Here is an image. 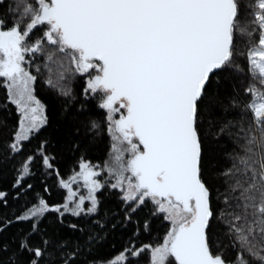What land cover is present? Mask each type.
<instances>
[{
	"label": "snow or ice",
	"instance_id": "6c2138e0",
	"mask_svg": "<svg viewBox=\"0 0 264 264\" xmlns=\"http://www.w3.org/2000/svg\"><path fill=\"white\" fill-rule=\"evenodd\" d=\"M0 87V264H264V0H0Z\"/></svg>",
	"mask_w": 264,
	"mask_h": 264
},
{
	"label": "trees",
	"instance_id": "16d2710c",
	"mask_svg": "<svg viewBox=\"0 0 264 264\" xmlns=\"http://www.w3.org/2000/svg\"><path fill=\"white\" fill-rule=\"evenodd\" d=\"M82 81L77 83V88L79 89ZM38 95L44 101L46 105H48V113L50 116V120L52 121L53 127L49 128L48 131L52 133L54 138H58V134L63 130L64 121L61 118V104L62 99L59 98L56 93L47 87L43 89H38ZM5 109L7 112H5ZM7 115V119L10 122V127L12 124H16L18 121V113L15 111V106L10 102L6 101V89L0 87V118H3ZM36 143L35 140L32 141V145L34 146ZM110 141L107 137L103 138L98 142L96 146H94L88 153L87 157L93 162L103 163L104 159L107 158V154L109 151ZM59 167L61 169V175L65 178L71 175L73 169L76 170L77 160L75 156L64 153L59 161ZM13 180V171L10 168L0 169V190H6L9 192V204L12 206L13 210H18L23 200H17L13 197L12 192L13 189L11 187ZM33 189L29 190V199L31 200L35 195H43L49 202L52 203H62L64 200V195L62 191V187L59 186L57 181L49 177L47 179V183L49 185V190L44 191L43 189V178L37 177L32 180ZM109 206L112 207L113 204L110 201ZM167 223V222H165ZM157 232L153 235H144L140 239L145 242H154L157 238L162 239L164 229L157 226ZM127 232L123 234H118L114 240L112 245H106L104 249L101 251V255L112 259L115 255L121 250L122 245L125 243L127 239ZM142 264H147V254H144V259Z\"/></svg>",
	"mask_w": 264,
	"mask_h": 264
},
{
	"label": "rangeland",
	"instance_id": "374dc122",
	"mask_svg": "<svg viewBox=\"0 0 264 264\" xmlns=\"http://www.w3.org/2000/svg\"><path fill=\"white\" fill-rule=\"evenodd\" d=\"M11 103V102H10ZM15 106V105H14ZM76 170L78 171V167L76 168ZM74 187H77V185H74ZM62 191H63V195L64 197L66 196V190L62 188ZM81 191H84L83 189H81ZM63 203V202H62Z\"/></svg>",
	"mask_w": 264,
	"mask_h": 264
}]
</instances>
